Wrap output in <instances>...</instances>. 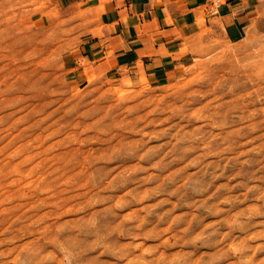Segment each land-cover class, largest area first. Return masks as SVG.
Returning <instances> with one entry per match:
<instances>
[{"label": "rangeland", "instance_id": "obj_1", "mask_svg": "<svg viewBox=\"0 0 264 264\" xmlns=\"http://www.w3.org/2000/svg\"><path fill=\"white\" fill-rule=\"evenodd\" d=\"M60 1L0 0V264H264V33L116 87Z\"/></svg>", "mask_w": 264, "mask_h": 264}, {"label": "crops", "instance_id": "obj_2", "mask_svg": "<svg viewBox=\"0 0 264 264\" xmlns=\"http://www.w3.org/2000/svg\"><path fill=\"white\" fill-rule=\"evenodd\" d=\"M203 5L205 0H61L59 9L89 21L78 58L124 87L165 83L183 74L182 47L194 30L193 10ZM214 18L229 39L264 33V0H225Z\"/></svg>", "mask_w": 264, "mask_h": 264}, {"label": "built area", "instance_id": "obj_3", "mask_svg": "<svg viewBox=\"0 0 264 264\" xmlns=\"http://www.w3.org/2000/svg\"><path fill=\"white\" fill-rule=\"evenodd\" d=\"M225 0H205V5L208 9L209 14L216 15L220 5H222Z\"/></svg>", "mask_w": 264, "mask_h": 264}]
</instances>
